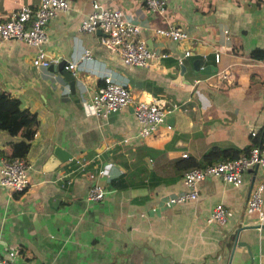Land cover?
I'll return each instance as SVG.
<instances>
[{
	"label": "crops",
	"instance_id": "crops-1",
	"mask_svg": "<svg viewBox=\"0 0 264 264\" xmlns=\"http://www.w3.org/2000/svg\"><path fill=\"white\" fill-rule=\"evenodd\" d=\"M66 2L46 21L42 47L63 64L88 49L74 79L48 68L58 62L32 64L36 46L0 38V91L37 119L28 139L0 128V157L24 140L29 164L25 188L0 185V250L15 248L14 264H264V219L245 210L264 167L244 170L237 185L205 176L196 182V198L149 209L185 189L190 164L264 147V0H167L159 14L144 0ZM37 3L0 0V21L20 4ZM93 4L138 24L156 54L147 66L123 62L100 42L101 30H78ZM168 25L188 37L174 41L155 32ZM104 75L125 86L132 101L95 115L87 95ZM137 100L171 109L145 136L132 111ZM53 155L57 163L46 168ZM94 183L105 193L91 200L86 192ZM216 203L230 215L205 222Z\"/></svg>",
	"mask_w": 264,
	"mask_h": 264
},
{
	"label": "built area",
	"instance_id": "built-area-1",
	"mask_svg": "<svg viewBox=\"0 0 264 264\" xmlns=\"http://www.w3.org/2000/svg\"><path fill=\"white\" fill-rule=\"evenodd\" d=\"M144 4L148 10L159 14L164 12L167 0H144ZM66 6V0H38L34 8L28 4H20L0 21V38H16L36 46V52L31 58V63L34 65L46 67L51 63H57L60 58L48 57L42 47L46 39L44 26L57 10L64 9ZM96 29L103 32L100 42L107 48L115 50L125 63L147 66L150 59L156 55L139 37L138 24L125 20L117 9H106L99 4H93L91 12L79 21L78 30L89 32ZM223 30L226 32V29ZM155 32L174 41H182L188 37L186 31L176 25L156 27ZM189 54V49L183 51V55ZM88 57L89 50L84 49L78 59L65 62L63 67L72 73L78 61ZM260 61H264V54L260 57ZM131 101L126 87L114 81L109 75L102 76V83L87 95V104L95 115H105ZM170 110V108L163 109L155 101H134L132 111L141 124L138 133L141 136L149 134L159 122L164 120ZM253 166L264 167V147L258 144H252L246 152L234 158L188 168L183 173L185 189L158 198V202L151 205L149 209L157 211L178 202L196 198V182L205 176H218L225 182L237 185L242 181V172ZM28 167L29 164L23 156L0 157V185L10 191L25 188L29 183ZM98 172L103 173V169H99ZM88 176L92 177L93 173H89ZM104 193L105 189L102 185L94 183L89 186L86 197L96 200L100 199ZM263 193L264 177H261L252 186L245 201V210L254 212L259 223L264 219ZM229 215L230 210L225 205L216 203L205 217V222L214 220L222 223ZM16 256L17 251L13 247L0 250V264H14Z\"/></svg>",
	"mask_w": 264,
	"mask_h": 264
},
{
	"label": "trees",
	"instance_id": "trees-1",
	"mask_svg": "<svg viewBox=\"0 0 264 264\" xmlns=\"http://www.w3.org/2000/svg\"><path fill=\"white\" fill-rule=\"evenodd\" d=\"M36 125L37 119L34 114L31 113L27 108L20 107L17 97L7 95L6 93L0 91V128L6 129L13 133L19 131L25 139H28L32 136ZM27 146L28 143L26 141L19 140L12 144L11 153L5 156H23L25 154ZM236 156H238V154L230 158H234ZM206 159H204L205 164L211 163ZM190 165L191 166L189 167L198 166V164L196 163Z\"/></svg>",
	"mask_w": 264,
	"mask_h": 264
},
{
	"label": "water",
	"instance_id": "water-1",
	"mask_svg": "<svg viewBox=\"0 0 264 264\" xmlns=\"http://www.w3.org/2000/svg\"><path fill=\"white\" fill-rule=\"evenodd\" d=\"M97 31L101 32L100 30L96 29ZM49 69H59L62 74L67 78V79H74V75L71 73L70 70L66 69L63 67V63L62 61L58 62L56 65H49L48 66ZM202 69V68H200ZM56 148H58L56 146ZM54 154L58 157L64 158L65 156H67V154H62L61 152L54 150ZM55 155L51 156L47 162V167L46 168H50L52 165H55L57 163V159L55 158ZM252 168H256V166H253ZM237 243H239V241H237Z\"/></svg>",
	"mask_w": 264,
	"mask_h": 264
}]
</instances>
